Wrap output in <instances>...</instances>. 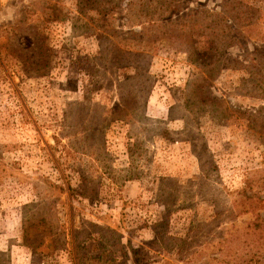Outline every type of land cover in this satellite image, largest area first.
Masks as SVG:
<instances>
[{"label": "rangeland", "instance_id": "1", "mask_svg": "<svg viewBox=\"0 0 264 264\" xmlns=\"http://www.w3.org/2000/svg\"><path fill=\"white\" fill-rule=\"evenodd\" d=\"M0 264H264V0H0Z\"/></svg>", "mask_w": 264, "mask_h": 264}]
</instances>
